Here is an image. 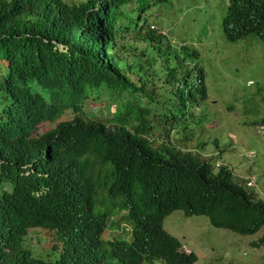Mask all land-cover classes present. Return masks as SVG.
I'll use <instances>...</instances> for the list:
<instances>
[{"label": "trees", "instance_id": "obj_1", "mask_svg": "<svg viewBox=\"0 0 264 264\" xmlns=\"http://www.w3.org/2000/svg\"><path fill=\"white\" fill-rule=\"evenodd\" d=\"M139 1L87 0L73 6L70 18L61 13L67 6L52 16L32 1L27 7L0 4L1 61L49 58L60 66L58 80L91 84L115 103L111 118L81 116L48 131V154L33 164L35 174L21 176L23 170L3 165L12 171L6 178L12 187L1 191L0 203L18 222V239L28 228L41 227L55 232L68 252L84 251L90 259L96 253L118 264H193L196 253L186 252L164 229L167 215L174 210L205 215L214 227L248 235L264 226V202L227 166L215 168L213 157L182 149L172 140L173 131L187 128L188 109L207 98L205 72L197 63L183 66L184 57L175 55L176 64L160 79L166 92L156 94L159 79L150 72L158 57L169 66L170 45L163 48V34L151 30L144 18L146 0ZM94 5L98 7L89 11ZM98 29L107 37L116 36L118 29L123 46L116 53L113 40L108 48L116 56L98 54ZM222 29L228 42L256 36L264 43V0H227ZM253 124L264 126V117ZM10 144L0 136V155ZM119 210L126 213L114 220ZM119 220L131 224V240L103 238ZM263 244L264 234L255 242Z\"/></svg>", "mask_w": 264, "mask_h": 264}, {"label": "rangeland", "instance_id": "obj_2", "mask_svg": "<svg viewBox=\"0 0 264 264\" xmlns=\"http://www.w3.org/2000/svg\"><path fill=\"white\" fill-rule=\"evenodd\" d=\"M146 6L144 18L171 45L169 55L174 57L186 45L187 49L179 55L189 52L187 66L197 63L205 72L207 98L188 109L191 119L187 128L173 131L172 140L182 149L197 150L204 158L213 156V160L228 165L239 182L247 176L256 178L257 188L251 190L264 201L259 193L264 192V126L253 124L264 117V43L256 36L236 42L226 40L222 20L227 0H146ZM163 68L168 74L172 65ZM160 76L165 78V73ZM160 79L155 83L156 94L166 92L160 87ZM87 106L103 107L107 111L105 117H111L115 108L112 102H104L103 96L97 100L91 96ZM152 112L158 114L156 109ZM118 216L115 214L114 220ZM130 225L116 221L102 237L129 239ZM163 226L182 242V248L196 253L193 264H264V244L255 245L264 234V226L254 234L241 235L212 226L205 215L186 216L181 210L167 215ZM28 235H32L29 242L39 246L40 252L59 245L54 232L43 228L31 229Z\"/></svg>", "mask_w": 264, "mask_h": 264}, {"label": "clouds", "instance_id": "obj_3", "mask_svg": "<svg viewBox=\"0 0 264 264\" xmlns=\"http://www.w3.org/2000/svg\"><path fill=\"white\" fill-rule=\"evenodd\" d=\"M31 1L40 6L42 12L46 13L50 9L48 12L52 16H58L62 8L67 6L69 9L62 10L61 13L64 18H70L74 15L73 6L87 0H0V4L10 8L27 7L31 5ZM97 7L98 5H94L89 11ZM99 17L97 18V23ZM149 28L156 30L154 29V25L151 24H149ZM96 32L100 36V40L95 42L98 44V54L116 56V53L119 52L124 43L123 39L118 36V29L116 36L111 37L103 35L102 29H98ZM113 40L116 41V53L114 55L108 52V48ZM166 42L164 41L163 48ZM57 45L60 50H66L63 44ZM181 52H183V49L180 48ZM180 53L176 52L174 55H179ZM118 54L125 56L120 53ZM179 56L184 57L182 65L186 66V55ZM166 57L171 59H169V62L172 61V58L175 60V63H169V66L172 65L173 67L177 62V57L169 55V52ZM10 59L11 61L0 60V136L5 137L11 143L9 148L0 155V194L4 190L11 191L10 188L12 187L11 182L6 179L12 175V171H5L2 166L8 164L18 168V170H23V174L18 173L21 176L33 173V164L40 162L48 154L46 151V146L48 145L44 141L46 139L45 135L48 131L54 129L57 124L72 122L81 116H92L99 120L105 117L104 114L107 111L101 106H92L87 109V101L91 96L96 100L100 96H103L104 102L107 101L115 104L113 97H108L103 89H98L91 84L79 82L70 77L58 80L56 78V71L60 66L49 58L38 57L34 60V63L23 62V60L19 61L16 58ZM156 61L158 62L155 63L150 74L155 79H160L162 72L165 73V76L167 75L163 68L166 65L165 62L160 63L161 59L159 57ZM179 70L180 67H178L177 75L179 74ZM164 79L161 78V80ZM95 107H99L103 111L100 116H98L99 111L94 109ZM104 111L106 112L104 113ZM114 112L111 116H114ZM21 158L22 162L19 163ZM214 165L215 168H218L224 164H221L218 160H214ZM224 166H227L232 171L233 177L238 180L237 176L234 175L233 169L228 165ZM250 179L254 183L248 186L246 183ZM240 183H244L245 187L257 188V180L256 178H252V176L245 177L243 182ZM5 186L7 188H4ZM259 193L264 196L263 191L260 190ZM256 197L263 201L261 196ZM9 209L0 203V264H118L115 259L96 253L90 259V255L84 251L82 253H77L76 251L68 252L65 242L59 239L55 232L54 234L57 237L59 245L51 250L40 252L39 246L36 248L29 242L32 235L28 234L31 229L41 227L28 228V233L23 234L21 239H18L19 237H16V235L20 226L11 217ZM125 213L124 210H119L118 215L120 216H118V219L122 215H125ZM119 221L127 222L126 220ZM127 223L130 224L129 222ZM120 238L130 241L132 236L130 233L129 239L125 237ZM183 249L185 250V248Z\"/></svg>", "mask_w": 264, "mask_h": 264}, {"label": "built area", "instance_id": "obj_4", "mask_svg": "<svg viewBox=\"0 0 264 264\" xmlns=\"http://www.w3.org/2000/svg\"><path fill=\"white\" fill-rule=\"evenodd\" d=\"M253 183H254V182H253V180H252V179H250V180H248V181H247V183H246V184H247L248 186H251V185H253Z\"/></svg>", "mask_w": 264, "mask_h": 264}]
</instances>
